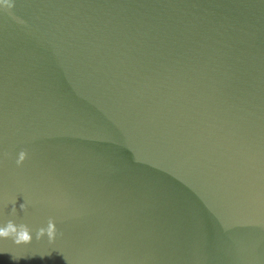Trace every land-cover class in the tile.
Segmentation results:
<instances>
[{
    "label": "water",
    "instance_id": "1",
    "mask_svg": "<svg viewBox=\"0 0 264 264\" xmlns=\"http://www.w3.org/2000/svg\"><path fill=\"white\" fill-rule=\"evenodd\" d=\"M11 2L0 264H264V0Z\"/></svg>",
    "mask_w": 264,
    "mask_h": 264
},
{
    "label": "clouds",
    "instance_id": "2",
    "mask_svg": "<svg viewBox=\"0 0 264 264\" xmlns=\"http://www.w3.org/2000/svg\"><path fill=\"white\" fill-rule=\"evenodd\" d=\"M0 5L5 8L11 9L14 7V4L11 0H0ZM25 160V153H20V158L17 160V165H21ZM21 210L26 211L25 207L21 205ZM15 211V209H13ZM47 236L49 241H53L56 235L55 225L49 221L48 227L46 229L41 228L36 233V239L40 240L42 237ZM0 239H11L17 246L28 245L32 242L33 236L30 229L25 225H15L12 222H9L6 226L0 228Z\"/></svg>",
    "mask_w": 264,
    "mask_h": 264
}]
</instances>
